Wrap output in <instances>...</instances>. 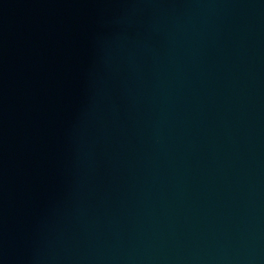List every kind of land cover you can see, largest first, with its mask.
I'll return each mask as SVG.
<instances>
[{"label": "water", "instance_id": "obj_1", "mask_svg": "<svg viewBox=\"0 0 264 264\" xmlns=\"http://www.w3.org/2000/svg\"><path fill=\"white\" fill-rule=\"evenodd\" d=\"M0 264H264V0H0Z\"/></svg>", "mask_w": 264, "mask_h": 264}]
</instances>
